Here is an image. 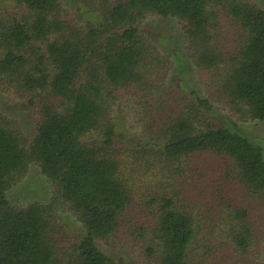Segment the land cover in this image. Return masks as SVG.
Segmentation results:
<instances>
[{"label": "trees", "instance_id": "1", "mask_svg": "<svg viewBox=\"0 0 264 264\" xmlns=\"http://www.w3.org/2000/svg\"><path fill=\"white\" fill-rule=\"evenodd\" d=\"M17 2L32 16L0 20V79L37 97L42 115L31 140L0 124V264H118L98 240L111 238L126 219L134 184L142 179L140 166L158 182L153 232L160 264H201L193 263L191 253L202 218H209L182 197L183 162L198 153L227 156L241 184L264 199V157L259 146L223 123L208 96L147 81L148 65L164 61L137 23L151 14L177 19L191 61L221 71L218 95L222 91L264 122V8L245 0H99L103 19L78 27L60 18L59 0ZM221 8L242 31L239 50L228 58L211 32ZM129 87L157 93L144 94L149 106L143 109V139L127 153L134 162L119 159V129L109 112L110 101ZM32 163L84 229L68 246L66 234L53 236L59 229L52 205L16 208L8 199ZM248 216L245 208L221 212L224 230L243 247L251 235Z\"/></svg>", "mask_w": 264, "mask_h": 264}, {"label": "rangeland", "instance_id": "2", "mask_svg": "<svg viewBox=\"0 0 264 264\" xmlns=\"http://www.w3.org/2000/svg\"><path fill=\"white\" fill-rule=\"evenodd\" d=\"M245 1L264 8V0ZM98 3L99 0H59V16L78 27H86L88 20L95 25L103 19ZM31 16L17 0H0V20L17 18L23 21L31 19ZM137 26L141 35L157 47V55L164 61L148 65L147 81L156 85L163 82L166 86L188 93L196 89L201 95L208 96L215 103L223 123L259 146L264 157V122L254 119L242 103L227 100L222 91L218 95L221 71L198 67L191 61L187 55L182 24L175 18L165 19L151 14L138 22ZM211 32L214 45L226 58L239 50L242 31L227 10L221 8L217 11ZM145 93L157 94L129 87L118 92L117 101H110V116L119 129L115 144L120 154L118 157L127 162L135 161L127 160V153H131L132 147L135 148L137 138L143 139V109L144 105L149 106ZM41 107L37 97L21 92L15 85L0 79V124L18 128L26 140H31L41 119ZM146 128L151 129L149 126ZM136 161L140 162L138 156ZM183 165L187 166L184 172L186 180L178 185L182 197L185 201L189 199V204H195L191 205L195 212L209 218L207 222L203 218L201 220L191 253L193 263L264 264V199L241 184L233 160L214 152L198 153L186 158ZM141 174L142 179H135L133 204L126 213V219L111 238L98 240L101 249L118 264H160L153 232L159 208L158 201L154 202V186L158 188V182L154 181L152 170L146 171L140 166L138 175ZM170 174L166 175V179ZM8 199L16 208L31 203L52 205V222L59 229V232L53 231V236L60 238L66 234L68 239H65L64 247L84 233L74 211L58 199L52 182L36 163L30 164L28 171L8 190ZM234 208H245L249 214L247 225L251 235L245 247L238 245L223 227L222 210L232 211ZM149 248L154 250L153 255L151 251L148 252Z\"/></svg>", "mask_w": 264, "mask_h": 264}]
</instances>
